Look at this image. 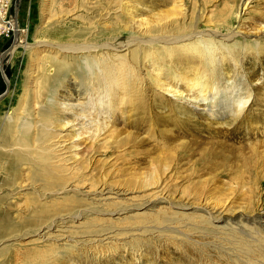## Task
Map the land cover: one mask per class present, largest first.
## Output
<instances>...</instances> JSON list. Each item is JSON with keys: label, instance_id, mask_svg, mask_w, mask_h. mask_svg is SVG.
I'll return each instance as SVG.
<instances>
[{"label": "bare ground", "instance_id": "obj_1", "mask_svg": "<svg viewBox=\"0 0 264 264\" xmlns=\"http://www.w3.org/2000/svg\"><path fill=\"white\" fill-rule=\"evenodd\" d=\"M193 1L100 0L88 12L95 15L106 11L107 15L72 29L81 35L75 41L61 45L42 41L28 50L30 58L31 54L35 58L31 60L29 82L18 102L15 105L12 94L11 101L0 99V159L3 160L0 199L9 200L16 208L17 217L12 225L24 226V230L17 232L14 228L16 233L0 239V257L9 253V246L2 247L5 243L25 237H35L43 243L54 242L56 247L65 242L90 250L116 241L101 223L106 217L132 211L115 202L120 196L118 191L82 188V176H73L78 160L74 158L76 162L69 165L62 159L59 140L67 131L75 138L91 130L96 133L112 130L113 133L111 122L116 113L123 118L127 106H132L139 117H148L152 126L150 107L160 110L155 122L156 127L162 128L159 134L152 131L156 145L147 155L150 159L147 171L157 182L158 174L169 169L183 137H193V147L204 149L200 153V167L196 169L199 177L222 171L225 166L222 158L233 160L237 172L243 173L250 163L242 155L259 156L264 152V125L253 126L247 120L264 106V83L263 90L255 89V67H242L240 53L248 45L231 44L237 36L246 35L233 32L231 16L224 26L228 33L223 35L216 21L203 13L204 19L198 7L192 11ZM248 2L242 3V11L249 7ZM48 5L51 7V3ZM151 14L153 17H148ZM240 18L238 13L235 19ZM101 30L108 32L103 36ZM125 32L132 35L131 41L117 44ZM259 32L264 34V26ZM38 49H49L53 56L40 57ZM77 60L84 61L80 72L73 71ZM147 64L151 70L141 76ZM64 72L73 74L74 83L62 79ZM145 81H148L146 86ZM41 87L49 92V105L44 94L38 92ZM28 88L32 90L27 92ZM149 89L155 90L151 99H147ZM136 93L138 102L134 103ZM147 100H151V105ZM199 121H203V128L197 126ZM185 161V156L179 158V162ZM212 213H207V220L205 215L193 217L173 211L169 223L179 222L207 232L211 230L210 221L216 220ZM263 216L257 213L240 223L227 224L225 241L232 245L229 249L234 254L232 264H264ZM147 217L154 225L166 223L162 219L164 215L160 216L157 211H150ZM82 221L88 226L87 235L52 238L60 231L75 229ZM38 251L36 248L31 252ZM141 259H137L138 263ZM50 260L40 264H48Z\"/></svg>", "mask_w": 264, "mask_h": 264}, {"label": "rangeland", "instance_id": "obj_2", "mask_svg": "<svg viewBox=\"0 0 264 264\" xmlns=\"http://www.w3.org/2000/svg\"><path fill=\"white\" fill-rule=\"evenodd\" d=\"M57 1L0 0L1 102L8 98L10 100L12 97L9 95L12 94L16 105L24 86L29 82L27 80L31 73V60L35 58L34 54H31L30 58L29 49L42 41L57 45L73 42L81 35L77 33L79 31L72 29L81 28L92 18L97 21L107 15L106 11L95 15L88 12L100 0H65L64 3ZM244 1L247 3L249 0H194L190 7L192 11L199 8L202 11L199 14L204 19L205 14L216 21L219 32L223 35L228 33L224 26L228 16H231L233 32L241 31L246 35L237 36L231 44L248 45L247 49L240 53L242 67H255L257 80L253 84L254 88L263 90L264 34L260 33L259 29L264 26V0H250L249 7L242 11ZM50 3L51 7L48 5ZM238 13L241 15L240 20L235 19ZM148 17H153V14ZM203 25L206 26L205 21ZM101 31L103 36L108 32ZM122 36L117 44H128L132 39V35L127 32ZM43 50L38 49L40 57L53 56L50 54L51 50ZM83 63V60H77L73 64V71L80 72ZM148 69L151 70L150 65L144 68L141 76H145ZM73 77L72 73L64 72L62 75V79H67L69 83H74ZM146 83L148 81H145L144 86ZM53 86L48 90H52ZM31 90L26 89L27 92ZM38 92L44 94L45 103L49 105L50 95L47 89L41 87ZM154 93L155 90H147V99H151ZM133 99L132 102H138L137 93ZM147 102L151 105V100ZM158 111L160 110L150 107L149 117H153L150 121L154 122L152 126L147 120L148 117H139L132 106H127L125 116L122 118L120 113H116L114 121L111 122L115 132L112 133L111 130L96 133L91 130L80 138H75L73 133L67 131L59 140L62 159L67 160L69 165L78 160L74 164L77 167L73 176H82V188L93 191L103 188L107 189L106 191H118L120 196L115 202L132 211L121 216L106 217L101 223L104 230L113 233L116 241L113 240L110 246L90 250L65 242L57 244L56 247L54 242L43 243L35 237L20 238L17 241L14 239L10 244L7 242L8 244L2 246H9L10 250L7 255L0 257V264H40L47 259H51L48 264H232L234 254L229 250L232 245L225 241L228 234L227 224L240 223L257 213L264 214V152H260L259 156L251 153V156L247 153L242 155L243 160L247 158L250 163L243 173L237 172L236 163L228 160L226 156V159H221L225 165L222 171L202 178L198 176L196 169L200 167V153L204 149L193 147V137H183L169 169L158 174L157 182L147 171L150 162L147 155L156 145V141L152 139V131L159 134L162 128L156 127ZM247 120L253 126L264 125V106L256 109ZM202 122L197 123L199 128L204 127ZM184 148H187V151ZM191 148L195 151H190ZM181 156L186 157L183 163L179 162ZM9 167L8 170L12 172V166ZM202 185L204 186L201 187ZM15 211L16 208L9 204V200L0 199V239H7L9 234L16 233L14 228L17 232L24 230L22 225H12L17 217ZM150 211L164 215L162 219L166 223L163 226L154 225L155 222L147 217ZM173 211L184 212L193 217L207 216V213L213 212L216 220L210 221V231L200 232L196 227H185L179 222L170 224L169 215ZM205 218L209 219L208 216ZM249 221L251 220L247 222ZM77 227L79 228L76 229ZM87 227L82 221L80 225H75V229L60 231L52 238L83 237L89 232ZM169 228H175L176 231ZM222 230L224 233L220 234ZM36 248L38 252H31ZM140 257L142 259L138 263L137 259Z\"/></svg>", "mask_w": 264, "mask_h": 264}]
</instances>
